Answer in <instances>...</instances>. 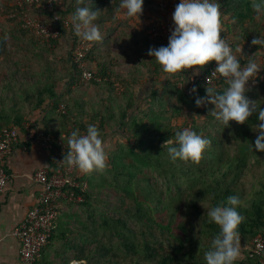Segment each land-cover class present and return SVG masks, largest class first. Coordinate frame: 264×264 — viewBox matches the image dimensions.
Listing matches in <instances>:
<instances>
[{"label":"trees","instance_id":"1","mask_svg":"<svg viewBox=\"0 0 264 264\" xmlns=\"http://www.w3.org/2000/svg\"><path fill=\"white\" fill-rule=\"evenodd\" d=\"M12 1L0 0V13H29L28 0L13 6ZM162 1L180 3L145 0L144 9L150 17L174 27L173 18L167 16L174 11L160 12ZM40 2L35 6L54 8L60 16L54 22L56 38L39 34L47 40L39 39L28 25L31 19L25 18L10 30L0 24V45L12 40L11 48H4L0 55V136L4 129L17 126L21 136L35 138L40 130L62 139L69 138L75 128L83 132L87 124H96L109 157L111 178L105 177L103 185L120 196V206L115 209L116 216L101 214L79 231L69 227L62 231L66 222L58 219L37 264L57 242L65 253V264L72 260L85 264H205L204 252L219 232L215 223L208 222L207 208L231 195L243 201L239 210L245 217L239 227L244 252L236 264H259L260 260L250 258L254 240L264 237V152L251 147L257 136L253 128L260 123L258 113L242 125L230 121L226 126L210 116L214 105L197 107V95L205 96L209 85L197 82V92L190 93L192 70L183 73L185 79L174 76L169 80L148 55L149 49L166 46L169 40L148 32L140 37L137 30H131V42L123 40V50L116 52L109 35L123 15L118 8L120 0H93L90 6L102 11L96 23L103 39L90 42L81 60L75 51L83 40L74 35L71 18L83 5L77 0H42L44 6ZM219 3L221 37H227L233 47L240 46L242 57L253 56L259 46L251 41L264 35V16L257 18L252 0ZM68 37L73 41L67 56H51ZM260 59L264 73V52ZM85 71L93 73L91 80H84ZM203 71L199 75H204ZM212 87L223 91L227 85L219 78ZM247 87V97L264 107V80ZM185 127L211 141L199 163L173 162L162 147ZM76 174L81 187H69L65 192H74L75 200L83 198L79 205L86 206L92 197L83 190L84 185L100 172L85 177L76 169ZM101 235L109 237V242L99 239Z\"/></svg>","mask_w":264,"mask_h":264},{"label":"clouds","instance_id":"2","mask_svg":"<svg viewBox=\"0 0 264 264\" xmlns=\"http://www.w3.org/2000/svg\"><path fill=\"white\" fill-rule=\"evenodd\" d=\"M77 7L72 15V30L76 37L86 42H99L103 39L96 21L101 12L93 4V0H77ZM145 0H120L119 10L130 19H139L143 14ZM251 7L257 18L264 16V0H252ZM174 27L171 30L166 46L149 49L148 55L153 57L169 80L174 76H183L187 70L198 76L200 71L212 61L216 68L212 76L223 78L227 87L218 91L206 87V95H197V107L214 105L210 116L223 125L230 126V121L244 124L254 113H258L260 123L253 131L257 133L254 145L251 147L264 152V107L250 100L246 93L247 85L254 79L261 67L260 54L264 52V35L252 39L253 46H259L258 51L250 57H242V48L233 47L227 39L221 37L222 11L219 0H180L173 12ZM63 43L70 45L66 38ZM12 40L6 39L0 45V55L4 48H11ZM246 59L242 64L241 60ZM185 79V78H184ZM191 91L197 92L194 86ZM67 151L61 162L70 168H75L84 174L103 172L108 167V154L102 131L94 123H89L81 132L75 128L70 132L67 141ZM211 146V141L190 127L178 130L174 138L168 139L162 145L173 161H191L199 163ZM243 201L238 195H231L225 201L207 208L209 223L219 227L218 234L211 240L210 246L204 252L205 264H236L241 256L240 225L245 217L240 212ZM70 264H85L83 260H72Z\"/></svg>","mask_w":264,"mask_h":264},{"label":"built area","instance_id":"3","mask_svg":"<svg viewBox=\"0 0 264 264\" xmlns=\"http://www.w3.org/2000/svg\"><path fill=\"white\" fill-rule=\"evenodd\" d=\"M32 4L39 0H30ZM175 4H169L162 1L160 3V11L165 13L167 9L175 11ZM28 25L34 28L38 34L46 38H56L58 32L47 26L42 21L29 20ZM172 26L160 23L152 26V34L155 38L169 40ZM225 39L228 40L227 37ZM229 42V40H228ZM90 48V42L82 41L81 45L76 49V56L81 60L85 50ZM216 68V62L212 61L204 66V75L191 76L190 90L197 82H204L209 85L208 81L211 78L213 71ZM93 78V73L85 71L84 80L89 81ZM219 78L213 76L210 81V86H214ZM224 80V79H223ZM264 80V73L259 71L257 76L250 80L248 86L258 84ZM26 129L30 128V124H25ZM21 140V131L17 126H11L3 130L0 136V194L5 192L9 182V176L4 167V161L14 151ZM68 138H56L55 136L45 134L38 130L34 138V143L43 147L51 153L53 167L51 169H41L35 176L34 180L41 186V191L36 200V204L27 214L24 222L16 229L15 236L21 243L20 255L23 264H37L41 257L42 250L45 248L51 238L56 223L60 217L61 200H75L74 192L68 194L66 188H79L81 185L77 181L75 168L67 167L61 162L64 159L67 151ZM87 184L83 190H86ZM80 199V198H79ZM78 199V200H79ZM250 258L260 260L259 264H264V237H258L254 240V245L251 250Z\"/></svg>","mask_w":264,"mask_h":264},{"label":"crops","instance_id":"4","mask_svg":"<svg viewBox=\"0 0 264 264\" xmlns=\"http://www.w3.org/2000/svg\"><path fill=\"white\" fill-rule=\"evenodd\" d=\"M51 120L52 115L47 121L51 123ZM4 167L9 182L5 192L0 194V264H23L21 243L15 231L36 204L41 186L34 176L41 169L52 168L51 153L35 144L32 136L23 133L18 146L5 159ZM61 247L60 242L52 245L39 264H65V253Z\"/></svg>","mask_w":264,"mask_h":264},{"label":"rangeland","instance_id":"5","mask_svg":"<svg viewBox=\"0 0 264 264\" xmlns=\"http://www.w3.org/2000/svg\"><path fill=\"white\" fill-rule=\"evenodd\" d=\"M7 0H3L5 2ZM42 2V0H41ZM42 6H44L43 3H41ZM16 3H22L21 0H13L11 5H15ZM29 5V13L27 14H21L17 15V12L13 13H7L6 11H2L0 13V24L4 26L5 29L10 30L13 27L16 28V24H21L24 19H31L42 21L47 26L54 28V22L56 18L60 17L57 13V11L54 8H39L36 7V4H32L30 0H28ZM34 6L36 9H34ZM46 10L48 13H43L38 10ZM62 9V8H61ZM160 10V8H159ZM161 12V11H160ZM149 12L147 9L143 10V14L140 16L139 19H130L126 16L122 15L119 17V23H116L114 31H111L110 33V44L113 46V49L115 48L116 52H121L123 50V46L120 44V42L126 41L127 43H130V32L131 30H137V34L141 37L143 34L145 35L146 32L149 34H152V26L154 24L163 23L165 20L159 21L155 16L150 17ZM170 19L173 17L172 14L167 15ZM155 18V19H154ZM14 20V23L8 21V20ZM39 39L47 40L46 38H42L38 33L35 34ZM39 35V36H38ZM70 40V45H66L64 43L58 44L54 50L50 53L51 56L64 59V57L67 56L68 52L72 49L71 44L73 39L71 37H68ZM124 40V41H123ZM112 48V47H111ZM115 53V52H114ZM123 64L124 61L122 62ZM248 86V85H247ZM86 86L82 87L84 92H87ZM93 174V173H92ZM86 176H90V174H86ZM111 178L110 173L107 171V168L100 172V175H95L92 177V182H88V186L86 188V191H89L91 193L92 200L88 202L86 206L79 205L81 202H83V198H80L79 200H69V199H63L61 200V217L59 219L62 220V222H66V225L61 229L62 231H66V228L69 227L71 230L79 231L80 228L83 227L84 223H91L94 219H100V215H109V216H116L115 209L118 208L120 205V196H118L111 188L106 187L103 185V179L104 178ZM69 202H72L70 204ZM60 221V220H59ZM162 239H166L165 237H162L159 233L157 234ZM104 242H109V237L103 239V235L99 237ZM96 246V243L92 245V247ZM244 249H241V256H243ZM130 262L131 260L128 259Z\"/></svg>","mask_w":264,"mask_h":264}]
</instances>
